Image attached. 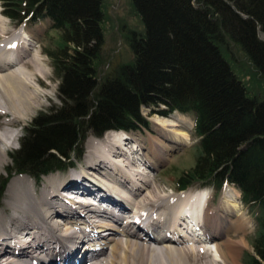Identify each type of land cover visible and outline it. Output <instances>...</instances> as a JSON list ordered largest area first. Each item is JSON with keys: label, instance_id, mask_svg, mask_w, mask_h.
<instances>
[{"label": "trees", "instance_id": "16d2710c", "mask_svg": "<svg viewBox=\"0 0 264 264\" xmlns=\"http://www.w3.org/2000/svg\"><path fill=\"white\" fill-rule=\"evenodd\" d=\"M0 3L12 21L48 17L59 31L47 53L60 103L24 126L9 172L39 179L73 165L84 131L134 130L142 106L163 115L191 112L198 150L174 185L235 186L260 211L253 253L243 263L264 264V98L248 94L223 52L228 40L236 42L264 78V0H132L143 21V31L128 37L133 58L101 78L95 62L104 43L102 0Z\"/></svg>", "mask_w": 264, "mask_h": 264}, {"label": "bare ground", "instance_id": "6f19581e", "mask_svg": "<svg viewBox=\"0 0 264 264\" xmlns=\"http://www.w3.org/2000/svg\"><path fill=\"white\" fill-rule=\"evenodd\" d=\"M1 14L4 15L3 8L0 115L5 119L0 128V168L6 151L17 138L13 128L42 106V99L48 98L38 88H44L43 79L47 75L42 59L30 56L33 43L38 42L39 29L32 30V26L23 24L28 33L25 42L16 22L8 30ZM151 122L157 129L149 134V140L141 133L136 135L124 129L107 130L95 141L89 140L85 162L78 174L64 176L65 170L57 169L45 177L41 187V182L28 173L16 176L6 190L9 210L0 211V263L229 264L228 257L235 256L240 246L225 242L232 239L228 233L243 231L246 220L241 215L238 219L236 207L233 209L230 202L222 204L221 198L214 202L211 194L201 219L203 228L191 230L202 238H176L180 230L178 220L191 207L189 193L194 189L178 192L172 189L170 195L161 189L158 192L159 188L146 179L136 164L141 161L154 166L164 161L168 151L184 144L187 134H169L168 124L164 125L160 119ZM181 137L184 138L180 140ZM131 141L136 145H129ZM75 191L83 194L77 196ZM109 217L119 224L108 220ZM103 229H109L107 237ZM24 234L27 236L22 238ZM109 240L112 243L108 251ZM211 243L215 244V258H209Z\"/></svg>", "mask_w": 264, "mask_h": 264}, {"label": "rangeland", "instance_id": "374dc122", "mask_svg": "<svg viewBox=\"0 0 264 264\" xmlns=\"http://www.w3.org/2000/svg\"><path fill=\"white\" fill-rule=\"evenodd\" d=\"M2 8L3 7L0 3V12ZM102 8L104 11V20L102 22L104 43L102 45L100 55L95 62L98 78L104 77L115 66L132 60L133 54L128 41L129 34L132 30H136L139 32L143 31V21L134 9L132 0H102ZM1 18L3 19L4 25L7 26L8 30H10V27L13 25V21L2 14ZM25 25L28 27L32 26V30L35 28L39 29V31L37 32L38 42L33 43L34 46L30 50V56L32 54V56H38V58L42 59V68L46 70L47 75L43 79L44 88H38L40 91H44L48 98L42 99L44 104L38 107V109L30 112L28 116L24 118V120H21L16 125V127L13 128L14 131L16 130L17 138L12 146L6 151L7 155L4 158V165L0 168V184L4 183L2 194L0 197V211H2L3 208H6V211L9 210L6 205V199L8 197L6 196L8 193L6 190H8L7 188L10 182L20 174L18 172H15L14 170L9 172L8 167H11L10 152L13 149L19 147L20 137L22 136V133H24V126L27 125L37 113L48 111L52 107H56L60 103V99L58 96L59 90L57 75L53 69L51 56L47 53L48 49H52L59 42V31L51 26V20L48 17L37 20L30 25ZM223 52L237 76L245 83L248 94L264 98V78L251 64L249 58L239 47V45L232 40H228L225 49H223ZM140 112L142 118L139 122L138 128L129 131L136 132V135H138V133H141L146 140H149L147 138L151 137L149 136L151 132L156 133L157 128L156 126H153L151 122L154 119L155 122H159L160 119L164 123V125L168 124L166 129L168 128L167 130H170L168 131L169 134L174 132L184 133L185 135L187 134V138L185 139L184 144L180 143L179 146L177 145L176 147L168 151V153L166 154V159L164 161H159V163L154 166H147V164H142L143 162L141 161L137 162L136 164L137 166H139V169L142 170L146 179L154 182L153 185L159 188L158 192L162 190L164 191V194L170 195L172 193V189L174 190L175 188L174 181L177 174L181 170L188 169L193 165L195 154L198 150V137L194 132V115L191 112H179L181 113L180 115L179 113L170 112L169 115H162L158 112H152V109L147 106H142ZM3 119L5 118L0 115V128L3 127ZM164 125L162 126L164 127ZM95 136L96 135L90 129L84 131V136L80 141L82 144L81 153H79L78 155L72 154L70 156V162L74 161V164L73 166L69 165L67 168L65 167V169H63L65 170L64 176L68 173L78 174L79 172H81L82 165L85 162L84 157L87 151V142L89 140L95 141L94 138L101 137L102 135H99L98 137ZM182 138L184 137H181L180 140H182ZM135 147L137 148V146ZM133 155L136 157L135 153H133ZM79 165L80 167L76 168V166ZM27 175L30 176L29 174ZM46 176L47 175H44L39 179H35L31 176L30 177L32 179L40 181L41 184L39 186L41 187ZM192 188H197V186L191 187L189 189ZM206 190L209 195L213 194L214 202L218 201L220 198L222 204L223 202H230L229 204L231 206L234 205L232 206L233 209L236 207L235 211H237L236 215L239 217L238 219L243 217L246 220L247 226L243 228L244 230H232L233 232L228 233V236L232 239L225 241L227 242V244L232 245L238 243V246H240L235 256H231L232 258L228 257L229 261H233L235 264H244L243 258L245 254L253 253L251 241L257 234V217L260 212L259 208L254 205L251 206L243 203L241 201L240 194L237 192V189L232 186L225 185L220 191H214L213 188L209 186L206 187ZM239 215H241L242 217H240ZM108 225L112 226L111 224ZM103 232H105V236H108L107 233H109V229H103ZM25 236H27V234H24L22 238H25ZM224 239H226V234L224 235ZM109 242L110 243L107 245L108 251L112 243L111 240H109ZM211 245L215 247L214 243H212ZM214 251L215 248L210 251L211 257L209 258L217 257ZM231 262H229V264H232ZM1 263L4 264V261H1Z\"/></svg>", "mask_w": 264, "mask_h": 264}]
</instances>
